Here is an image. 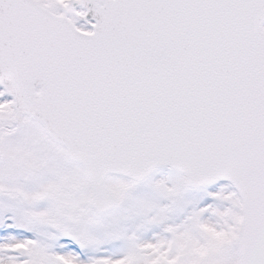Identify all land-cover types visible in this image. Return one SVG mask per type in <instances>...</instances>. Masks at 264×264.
<instances>
[{
	"label": "snow or ice",
	"instance_id": "obj_1",
	"mask_svg": "<svg viewBox=\"0 0 264 264\" xmlns=\"http://www.w3.org/2000/svg\"><path fill=\"white\" fill-rule=\"evenodd\" d=\"M0 264H264V0H0Z\"/></svg>",
	"mask_w": 264,
	"mask_h": 264
}]
</instances>
